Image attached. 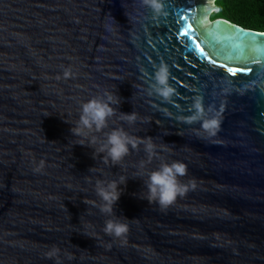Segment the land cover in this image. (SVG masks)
<instances>
[{"label": "water", "instance_id": "95a60500", "mask_svg": "<svg viewBox=\"0 0 264 264\" xmlns=\"http://www.w3.org/2000/svg\"><path fill=\"white\" fill-rule=\"evenodd\" d=\"M162 4L0 0V264H264V37L219 0ZM162 63L168 100L151 87ZM105 93L120 100L94 152L70 129ZM198 98L221 121L214 137L187 122ZM115 128L142 142L114 166L99 147ZM174 161L188 191L162 210L144 184ZM121 177L115 215L101 213L96 182ZM117 218L124 238L103 231Z\"/></svg>", "mask_w": 264, "mask_h": 264}, {"label": "clouds", "instance_id": "9594fccd", "mask_svg": "<svg viewBox=\"0 0 264 264\" xmlns=\"http://www.w3.org/2000/svg\"><path fill=\"white\" fill-rule=\"evenodd\" d=\"M142 5L150 7L157 15L163 10L162 0H141ZM73 75L71 69L64 70V76ZM169 69L166 64H161L155 71L153 77L155 83L151 86L152 90L165 100H168L174 94V89L169 85ZM120 97L110 93H105L104 96L93 98L84 102L81 105L79 120L72 125L70 131L74 137H79L78 143L81 146H87L92 149L93 145L97 144L99 137L96 133H101L108 127V120L115 115L116 107L119 104ZM195 112L187 118L188 123L200 121L202 129L209 137H214L220 131V119L218 116H209L212 112L209 108L205 110L202 101L198 98L194 104ZM122 118L129 124L136 121L135 112L131 114L121 113ZM86 141V142H85ZM142 141L130 136L123 128H115L106 133L105 141L100 145L99 152L106 153V157L111 160L112 164L118 165L124 157L129 154L130 146L135 149ZM154 146L151 142L145 144V151L149 156L153 153ZM96 149H94V152ZM94 158V156H93ZM44 164L41 162L34 168L35 172H41ZM187 175V166L183 162L174 161L171 164L163 163L159 169L152 171L149 174L147 182L144 184L148 195L144 199L149 204L157 203L161 209H166L172 205L178 197H183L188 191V187L183 184L180 177ZM125 178L121 177V183L111 181L105 184L103 181L96 182V194L100 197L102 203L98 205L101 213L109 216L115 215L114 206L121 195L119 185L124 183ZM128 224L117 219H108L105 222L103 229L104 233L115 238H124L128 233ZM59 249L53 247L48 253L47 258H56L59 254ZM71 259V257L69 256ZM59 264V262H57Z\"/></svg>", "mask_w": 264, "mask_h": 264}, {"label": "trees", "instance_id": "16d2710c", "mask_svg": "<svg viewBox=\"0 0 264 264\" xmlns=\"http://www.w3.org/2000/svg\"><path fill=\"white\" fill-rule=\"evenodd\" d=\"M219 3L231 23L264 32V0H219Z\"/></svg>", "mask_w": 264, "mask_h": 264}, {"label": "snow or ice", "instance_id": "6c2138e0", "mask_svg": "<svg viewBox=\"0 0 264 264\" xmlns=\"http://www.w3.org/2000/svg\"><path fill=\"white\" fill-rule=\"evenodd\" d=\"M188 29H191V25L187 26V29L181 33V35L185 36V37H189L190 36V32L188 31ZM242 32H245L244 30L239 29ZM248 33V32H245ZM256 37H264V32L258 33V34H254L251 33ZM195 49H199V53L201 54V58H203V54H204V49L200 47L199 44H195L194 45ZM213 63H215V61H213ZM221 67H224V65H221ZM227 71L233 75H235L237 72L242 71V69L236 68V67H228Z\"/></svg>", "mask_w": 264, "mask_h": 264}]
</instances>
